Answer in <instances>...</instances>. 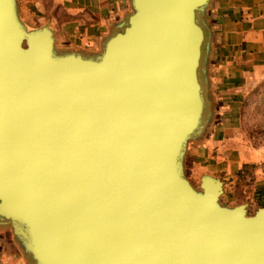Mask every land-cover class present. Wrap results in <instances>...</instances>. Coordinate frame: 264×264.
<instances>
[{"label":"water","instance_id":"1","mask_svg":"<svg viewBox=\"0 0 264 264\" xmlns=\"http://www.w3.org/2000/svg\"><path fill=\"white\" fill-rule=\"evenodd\" d=\"M211 1L130 0L86 52L0 0V225L31 264H264V208L185 176Z\"/></svg>","mask_w":264,"mask_h":264},{"label":"crops","instance_id":"2","mask_svg":"<svg viewBox=\"0 0 264 264\" xmlns=\"http://www.w3.org/2000/svg\"><path fill=\"white\" fill-rule=\"evenodd\" d=\"M22 1L17 0L18 10L29 3L41 9L43 14L48 8L45 2L49 0ZM52 2L69 16L86 11L81 15L83 19L60 22L53 19L47 23L61 48L99 52L104 37L108 36L114 23L121 20L116 17L122 8L120 0ZM201 23L206 31L202 65L205 73L202 77L205 96L208 97L205 119L209 118V123L198 144H202L210 132L220 138L234 131L237 106L262 66L264 12L258 0H212L201 16ZM0 264H31L12 232L4 225H0Z\"/></svg>","mask_w":264,"mask_h":264},{"label":"rangeland","instance_id":"3","mask_svg":"<svg viewBox=\"0 0 264 264\" xmlns=\"http://www.w3.org/2000/svg\"><path fill=\"white\" fill-rule=\"evenodd\" d=\"M120 1L122 8L116 17L122 20L131 13V7L130 0ZM258 3L264 12V0H258ZM45 4L48 8L43 14L41 9L29 3L22 4L23 7H19L22 22L30 28H37L53 19L59 22L83 19L81 15L86 12L69 16L52 0ZM115 29L111 27L107 35ZM56 45L62 47L61 43ZM69 49L79 51L78 48ZM261 58L262 66L256 79L246 88L242 102L237 106L234 131L220 138L210 132L202 144L190 142L184 164L185 176L196 189L202 174L213 175L224 183L220 203L226 207L246 205L250 216L258 208H264V46Z\"/></svg>","mask_w":264,"mask_h":264}]
</instances>
